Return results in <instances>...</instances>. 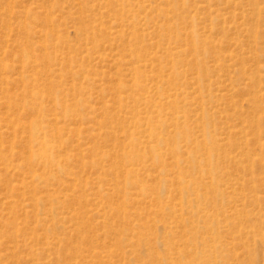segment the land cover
I'll return each instance as SVG.
<instances>
[{
  "label": "rangeland",
  "instance_id": "rangeland-1",
  "mask_svg": "<svg viewBox=\"0 0 264 264\" xmlns=\"http://www.w3.org/2000/svg\"><path fill=\"white\" fill-rule=\"evenodd\" d=\"M0 264H264V0H0Z\"/></svg>",
  "mask_w": 264,
  "mask_h": 264
},
{
  "label": "bare ground",
  "instance_id": "bare-ground-1",
  "mask_svg": "<svg viewBox=\"0 0 264 264\" xmlns=\"http://www.w3.org/2000/svg\"><path fill=\"white\" fill-rule=\"evenodd\" d=\"M27 51H28V49H27ZM25 62V61H24ZM31 62V61H30ZM28 65V64H27ZM34 95V94H33ZM62 106V105H61ZM37 122V121H36ZM16 123H18V121L16 122ZM20 123V122H19ZM39 124V123H38ZM37 123H35V122H32L31 124H30V126H28L30 129V131H31V134L33 135V137H39L40 136V134L42 133V132H44V134H47V132H48V130H47V128H41V127H39V125H38ZM44 136V135H43ZM47 136V135H46ZM40 145H41V147L42 148H46L48 145H49V143H48V141L47 140H45V141H41V143H40ZM46 152V150L45 151H43V153H45ZM33 156H34V153L33 152H31L30 153V155H29V158H33Z\"/></svg>",
  "mask_w": 264,
  "mask_h": 264
}]
</instances>
